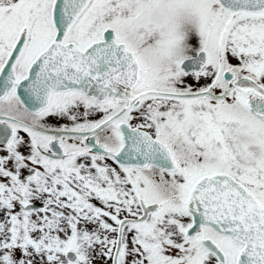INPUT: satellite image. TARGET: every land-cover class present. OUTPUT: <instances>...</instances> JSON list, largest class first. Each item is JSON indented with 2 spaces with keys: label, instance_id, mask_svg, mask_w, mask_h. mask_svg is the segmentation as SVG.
<instances>
[{
  "label": "snow or ice",
  "instance_id": "6c2138e0",
  "mask_svg": "<svg viewBox=\"0 0 264 264\" xmlns=\"http://www.w3.org/2000/svg\"><path fill=\"white\" fill-rule=\"evenodd\" d=\"M0 264H264V0H0Z\"/></svg>",
  "mask_w": 264,
  "mask_h": 264
}]
</instances>
